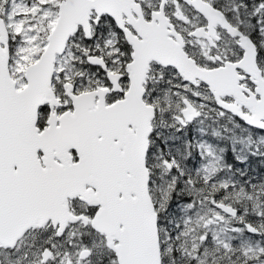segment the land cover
<instances>
[{
  "label": "snow or ice",
  "instance_id": "snow-or-ice-1",
  "mask_svg": "<svg viewBox=\"0 0 264 264\" xmlns=\"http://www.w3.org/2000/svg\"><path fill=\"white\" fill-rule=\"evenodd\" d=\"M0 264H264V0H0Z\"/></svg>",
  "mask_w": 264,
  "mask_h": 264
}]
</instances>
